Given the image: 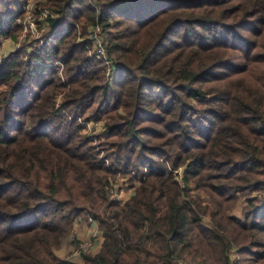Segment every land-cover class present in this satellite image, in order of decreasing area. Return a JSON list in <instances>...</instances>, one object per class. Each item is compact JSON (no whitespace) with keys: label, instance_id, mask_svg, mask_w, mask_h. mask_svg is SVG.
I'll return each mask as SVG.
<instances>
[{"label":"trees","instance_id":"1","mask_svg":"<svg viewBox=\"0 0 264 264\" xmlns=\"http://www.w3.org/2000/svg\"><path fill=\"white\" fill-rule=\"evenodd\" d=\"M24 2L0 0V39L18 38ZM43 6L39 43L0 59V264H73L55 251L79 215L102 237L80 264H264V0ZM75 25L99 26L111 84ZM77 117L104 119L110 164ZM130 170L133 194L111 200Z\"/></svg>","mask_w":264,"mask_h":264},{"label":"rangeland","instance_id":"2","mask_svg":"<svg viewBox=\"0 0 264 264\" xmlns=\"http://www.w3.org/2000/svg\"><path fill=\"white\" fill-rule=\"evenodd\" d=\"M24 5L20 6L22 9V16L16 18V22L21 26V33L18 35L16 40H13L9 37L0 39V59L3 58L11 50H20L21 46L24 45L26 50H30L34 43L41 40L40 36L45 31L48 25V17L53 16V13L44 8L45 0H24ZM92 3V2H91ZM17 10V9H16ZM15 14V13H14ZM1 18V14H0ZM3 20L7 16L2 17ZM34 24L33 28L30 27V24ZM35 24L38 26H45L43 31L38 32L36 35H31V29L35 32ZM25 26V32H24ZM76 28V42L87 44L86 39H91L93 43L89 47V54H95V40H99L102 43L104 51V59H100L105 64L107 70L105 73V82L113 81L115 72L117 69V64L112 62L106 54L105 46L103 39L99 34V26H87L85 28L86 36H82L81 28L78 25H75ZM97 28V29H96ZM39 27H37V30ZM31 33V34H30ZM36 44V43H35ZM27 51V52H28ZM56 70L58 71V78L61 82L64 81L63 65L60 61H55L53 63ZM63 99L61 95L55 96V104L60 105ZM79 123L85 126V129L82 133V136L89 141V146L93 151L96 152L98 159L104 164H110L109 159L107 158V152L110 151L109 140L104 139L102 135L104 132V119L102 120H83L80 117L76 119ZM147 168V167H146ZM145 172V169H144ZM182 168H179L177 171V180L179 181ZM136 172L130 170V172L124 174H116L114 178L109 177L108 182L113 186V190L109 191V197L111 200H115L120 204L124 203L134 192V188L138 185V182L134 180L136 177ZM136 179V178H135ZM198 194L201 200H206V196L203 192L199 191ZM259 195L257 193H252L249 198H257ZM246 205V198L239 197L237 202L234 204L232 209L229 211V214L232 216H240L242 207ZM203 222L207 224V217L203 218ZM102 237L98 230V224L95 220L90 217L84 218V215H79V217L74 221L70 235L65 238L61 244V247L55 251V255L60 259L73 264H80L82 262V255H93L95 254L101 245ZM230 259H235L236 254L232 249L229 253Z\"/></svg>","mask_w":264,"mask_h":264},{"label":"built area","instance_id":"3","mask_svg":"<svg viewBox=\"0 0 264 264\" xmlns=\"http://www.w3.org/2000/svg\"><path fill=\"white\" fill-rule=\"evenodd\" d=\"M33 25L34 24H30V27L31 28H33ZM37 27H39V29L37 30ZM44 27L45 26H43V25H36L35 24V28H36V30H35V32L31 29V33H33V34H31V35H36L38 32H41V31H43V29H44ZM97 29V28H96ZM24 32H25V26H24ZM95 54H94V56L95 57H97L98 59H104V51H103V46H102V43L99 41V40H95ZM145 171H146V168H145ZM178 264H183V263H178Z\"/></svg>","mask_w":264,"mask_h":264}]
</instances>
